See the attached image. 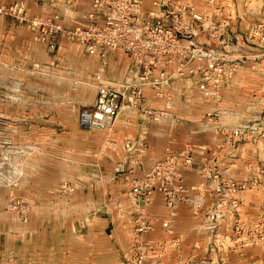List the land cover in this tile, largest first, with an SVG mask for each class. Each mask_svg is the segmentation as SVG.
<instances>
[{
	"label": "crops",
	"instance_id": "obj_1",
	"mask_svg": "<svg viewBox=\"0 0 264 264\" xmlns=\"http://www.w3.org/2000/svg\"><path fill=\"white\" fill-rule=\"evenodd\" d=\"M13 1H22L29 17H53L64 28H84L90 20L91 0H3ZM157 1L141 0V17L148 19V14L153 12L161 23L170 26V15L155 5ZM180 2L194 4L199 13L207 8L203 0ZM206 14L204 28L195 26L192 38L201 43H215L222 30L217 26L220 13ZM183 16L188 21V14ZM101 19L98 14L96 20ZM0 63L22 75V82L38 83L37 98L54 100L55 105L40 112V124L50 132L51 138L45 139V149L40 154L27 157L28 165L20 185L23 194L54 196L53 190L62 181L77 186L67 203L57 201L56 197L51 198L55 201L48 199L40 203L42 219L36 221L41 250L84 257L86 264H111L112 257L117 261L115 264H121V260L132 258L135 242L141 250L151 248L146 258L155 252L162 256L188 236L187 215L192 206L207 207L213 203L216 194L201 179L203 168L227 167L225 173L233 172L238 160L236 149L229 148V155L225 156L221 150L214 151L226 139L225 128L218 119L221 112L208 120L207 113L214 105L196 85L198 71H189L194 63L186 65L180 55L171 56L169 63L154 66L151 79L159 78L162 73L161 85L144 86L137 104L124 100L113 121L102 129H81L80 115L89 113L93 106L97 91L95 76L100 75L103 84L119 90L127 83L137 82L142 67L123 52L109 51L103 58L89 55L63 35L58 38L56 50L51 52L45 44L36 41L24 24L0 16ZM227 89L228 86L222 91L224 95L230 92ZM138 141L144 144L143 154L125 150L127 142L136 147ZM167 153L180 161L185 156L192 160L190 166L178 170L185 190L177 192L171 217L157 180L150 182L153 191L149 201L136 204L130 195L133 187L141 188L144 174L152 164ZM59 207L67 217L50 219L46 215L48 210L57 214ZM139 215L147 218L149 224L143 234L135 231L139 225L135 219ZM33 221L30 220V225ZM164 222L168 227H163ZM66 226L80 233L71 238L70 250H63V245L68 246L67 239L52 247L54 242L43 233L49 230L64 233L61 229Z\"/></svg>",
	"mask_w": 264,
	"mask_h": 264
},
{
	"label": "rangeland",
	"instance_id": "obj_2",
	"mask_svg": "<svg viewBox=\"0 0 264 264\" xmlns=\"http://www.w3.org/2000/svg\"><path fill=\"white\" fill-rule=\"evenodd\" d=\"M203 2L207 12L205 9L200 13H220L217 26L222 30L215 43H198L217 50L228 75L217 97L205 95L214 105L207 113L208 120L221 112L218 119L225 128L226 139L214 151L221 150L225 156L233 147L238 160L229 174L225 173L227 167L203 168L201 179L216 195L207 207L192 206L187 215L188 236L183 243L169 247L162 256L155 252L146 258L151 248L144 251L133 242L132 258L121 260V264H264V0ZM22 79V75L0 63V264H86L84 257H69V253L39 248L41 239L36 219L41 217L40 203L48 199L55 201L52 197L67 203L77 186L71 192L62 191V184L74 185L62 181L53 190L54 196L23 194L20 185L27 159L40 154L45 149V139L51 138L50 132L40 124V112L55 105L54 100L37 98L38 83L28 84ZM226 86L230 92L224 95ZM218 105L221 110L216 108ZM234 130L240 132L236 140L229 137ZM218 190L228 194L220 209L216 208ZM138 191L135 187L130 190L136 204L141 200ZM233 201L237 203L235 208ZM57 210H60L58 215L53 210H48L46 215L50 219L68 216L61 207ZM31 219L34 221L30 225ZM135 221L144 222L149 229L144 216L139 215ZM165 223L168 227L167 222L162 225ZM61 230L64 233L49 230L43 234L54 242L52 247L67 239L68 246L63 245V250H70L71 238L80 233L74 232L72 226ZM110 261L117 262L114 257Z\"/></svg>",
	"mask_w": 264,
	"mask_h": 264
},
{
	"label": "built area",
	"instance_id": "obj_3",
	"mask_svg": "<svg viewBox=\"0 0 264 264\" xmlns=\"http://www.w3.org/2000/svg\"><path fill=\"white\" fill-rule=\"evenodd\" d=\"M209 4L213 0H205ZM155 5L170 15V26L161 23L160 18L153 12L148 19L141 17V0H91L89 23L84 28H64L53 17H29L25 4L22 1L0 3V16H7L25 25L33 34L36 41L45 44L51 52L57 48L59 36L71 43L82 46L89 55L103 58L109 51L123 52L134 64L142 67V74L137 82L127 83L119 90L103 84L100 75L95 76L97 81L96 97L89 111V125L92 128L107 127L123 106V101L137 104L141 96V89L149 84L160 86L163 78L151 79L152 68L156 65L169 63L171 56L180 55L186 65L194 63L190 73L198 71L196 81L198 89L209 96L217 97L228 75L225 72L222 56L209 44H200L195 41L192 31L195 26L202 28L207 21V15L196 12L180 0H158ZM171 10H168L170 6ZM189 16L184 20V14ZM102 19L98 22L97 15ZM203 29V28H202ZM228 71V68H226ZM240 135L238 130L230 133L229 137L236 140ZM144 144L138 141L136 147L127 142L125 150L137 155L143 154ZM179 160L174 154L167 153L162 159L155 161L151 168L145 172L141 188L137 189L141 202L148 201L153 191L151 181L159 182V189L163 192L166 206L172 212L177 201V192L185 189L179 177V168L190 166L192 160L189 156ZM207 173H210L208 170ZM75 185L64 183L60 186L62 191L71 192ZM216 208L225 204L228 194L218 190ZM236 207V202H231ZM167 227V224H163ZM147 225L141 222L136 232L143 233Z\"/></svg>",
	"mask_w": 264,
	"mask_h": 264
},
{
	"label": "water",
	"instance_id": "obj_4",
	"mask_svg": "<svg viewBox=\"0 0 264 264\" xmlns=\"http://www.w3.org/2000/svg\"><path fill=\"white\" fill-rule=\"evenodd\" d=\"M89 114L84 112L80 115V127L81 129H89L90 127H94V125H89L88 123Z\"/></svg>",
	"mask_w": 264,
	"mask_h": 264
}]
</instances>
